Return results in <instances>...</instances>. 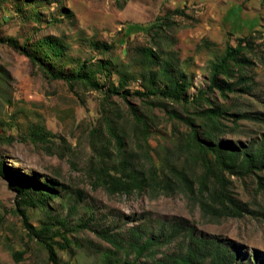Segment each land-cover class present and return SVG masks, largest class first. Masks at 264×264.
<instances>
[{
  "label": "rangeland",
  "instance_id": "rangeland-1",
  "mask_svg": "<svg viewBox=\"0 0 264 264\" xmlns=\"http://www.w3.org/2000/svg\"><path fill=\"white\" fill-rule=\"evenodd\" d=\"M176 8L184 13L174 18L177 25L168 49L176 53L178 67L190 81L187 94L192 96L207 87L208 61L221 54L227 43L234 45L238 37L252 35L254 51L249 56L252 65L248 73L255 83L251 95L240 98L235 107L264 114V0H0V159L17 178L41 181L48 177L62 184L45 207L37 203L26 206L25 212L36 229L51 224L72 239L63 249L56 237L55 263L50 261L44 245L28 233L21 197L9 179L0 176V264H100L101 252L109 245L97 230L125 237L130 226L148 224L156 229L161 220L173 218L194 226L197 234L227 244L238 254L239 264H264V186L260 187L254 176L226 175L228 189L242 203L244 213L234 217L221 211L208 193L199 192L200 163L175 146L174 127L180 131L185 127L153 110L156 118L148 153L132 136L126 103L114 95L109 103L118 110L117 120L127 119L124 141L126 151L134 152L131 165L146 170L168 147L170 164L187 157L185 167L194 180V194L175 180L171 189L149 183L132 192H115L101 185L99 166L113 167L118 161L101 111L105 90L117 84L116 72L102 74L100 90L72 89L64 80L47 78L42 67L11 42L32 50L43 38L57 40L63 53L55 56L47 46L41 47L49 54L43 65L68 74L76 70L77 62L85 60L126 61L128 48L147 40L146 30L155 18ZM91 40L107 42L112 48L107 53L94 50ZM136 86L131 81L130 90ZM252 95L258 100L252 101ZM132 101L140 106L137 98ZM38 128L46 137L34 142ZM261 133L264 122L241 120L240 128L223 138L241 145ZM260 175L264 182V173ZM31 194L35 199L40 196ZM83 221L89 226L74 231ZM173 247V243L166 245L161 252ZM16 251L23 252V259L14 256Z\"/></svg>",
  "mask_w": 264,
  "mask_h": 264
},
{
  "label": "trees",
  "instance_id": "trees-1",
  "mask_svg": "<svg viewBox=\"0 0 264 264\" xmlns=\"http://www.w3.org/2000/svg\"><path fill=\"white\" fill-rule=\"evenodd\" d=\"M180 8L170 13L159 15L146 30L148 38L128 48L126 61L111 59L85 60L77 62L75 71L65 74L44 67L49 57L48 51L61 56L63 49L57 40L43 38L30 50L19 47L11 40L12 45L29 58L34 64L42 67L45 76L53 80H64L70 88L84 86L87 89L100 90V77L116 72V86H111L104 93L101 104L102 118L108 135L113 139L118 152V161L113 167L99 166L97 180L101 185L115 192H132L142 190L149 183H159L167 189L173 188V181L182 184L186 191L194 194V180L188 175L187 157L181 158L178 164H170L167 148L163 149V157L146 170L132 166L134 152L126 151L124 122H119L118 110L110 105V98L119 96L127 105L132 136L138 147L149 149V136L152 123L156 118L153 110L163 112L171 121L185 127L184 131L174 127L173 140L178 149H183L193 161L200 163L202 173L198 178V189L201 194L208 193L213 204L221 211L234 217L242 216L244 208L228 189V176L244 178L254 176L260 187L264 186V133L257 138L237 145L233 140L223 138L227 133L240 128L241 120L264 122V114L256 110H241L237 107L240 98L251 95L255 83L248 68L252 65L249 57L253 36L238 37L236 43H227L223 52L208 61V85L199 89L194 95L187 94L190 81L184 71L178 67V58L173 50L168 49L172 43L171 32L177 21L175 16H182ZM207 45V40H203ZM94 50L107 53L112 45L99 40H91ZM47 46L46 52L41 47ZM137 86L130 90V83ZM217 96L221 99L218 101ZM137 98L140 106L132 101ZM252 101L258 100L252 95ZM106 102V103H105ZM236 106V107H235ZM121 118V119H122ZM119 122V123H118ZM33 141H43L45 132L36 129ZM10 141L15 140L9 137ZM148 148V149H147ZM148 153H150L148 151ZM0 176L10 181V186L21 197V213L28 233L35 236L48 251L50 261L55 263L56 250L54 240L61 248L67 249L72 239L64 230L44 224L36 229L28 221L26 206L48 204V199L58 195V186H62L53 178L45 177L41 181L20 179L9 173L0 159ZM39 194L37 199L32 192ZM204 206V205H203ZM66 227V220L63 219ZM89 226L83 221L74 227V231ZM149 229L151 231H149ZM99 237L109 245L101 252L100 264H239V256L229 246L215 237H206L195 232L194 226L183 219L161 220L156 229L148 224L130 226L125 237L103 229L97 230ZM170 250L161 252L162 247L172 245ZM14 256L21 260L23 252L16 251ZM98 264V263H95Z\"/></svg>",
  "mask_w": 264,
  "mask_h": 264
}]
</instances>
